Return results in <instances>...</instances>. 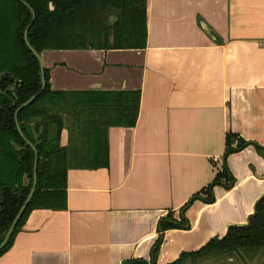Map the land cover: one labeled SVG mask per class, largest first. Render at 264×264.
<instances>
[{"label": "crops", "instance_id": "1", "mask_svg": "<svg viewBox=\"0 0 264 264\" xmlns=\"http://www.w3.org/2000/svg\"><path fill=\"white\" fill-rule=\"evenodd\" d=\"M145 16L144 47L40 52L53 89H138L136 121L107 128V165L66 169V209H33L0 264L149 261L158 218L182 213L156 252L167 264L264 195V0H146ZM227 132L247 143L224 155ZM222 162L230 187L213 182ZM209 183L213 200L182 211Z\"/></svg>", "mask_w": 264, "mask_h": 264}, {"label": "trees", "instance_id": "2", "mask_svg": "<svg viewBox=\"0 0 264 264\" xmlns=\"http://www.w3.org/2000/svg\"><path fill=\"white\" fill-rule=\"evenodd\" d=\"M22 1L29 6L21 0H0V242L30 191L34 151L36 180L25 208L0 246V254L12 245L33 209H66L67 168L107 165V128L133 126L139 104L138 89H53L45 67L44 88L40 90L38 60L29 45L40 54L47 48H141L146 42V0ZM32 94L30 101L15 112ZM62 129L67 131L64 145L59 137ZM246 143L236 133L227 132L224 155ZM213 182L233 185L223 162ZM212 183L190 197L181 210L194 198L211 202ZM247 217L244 224L228 225L220 237L209 238L198 249L180 252L167 264H183L187 256L194 259L207 251L240 250L255 255V250L264 249V195L255 199ZM187 226L182 213L174 219L169 211L158 218V237L150 248L149 261L136 257L122 264H156L162 232Z\"/></svg>", "mask_w": 264, "mask_h": 264}, {"label": "rangeland", "instance_id": "3", "mask_svg": "<svg viewBox=\"0 0 264 264\" xmlns=\"http://www.w3.org/2000/svg\"><path fill=\"white\" fill-rule=\"evenodd\" d=\"M255 251H257L255 255L240 250L221 253L207 251L204 255L194 257V259L187 256L183 264H264V249L260 248Z\"/></svg>", "mask_w": 264, "mask_h": 264}, {"label": "water", "instance_id": "4", "mask_svg": "<svg viewBox=\"0 0 264 264\" xmlns=\"http://www.w3.org/2000/svg\"><path fill=\"white\" fill-rule=\"evenodd\" d=\"M21 2H23L21 0ZM27 7L29 5L26 4V2H23ZM31 12H32V16H33V11L31 9ZM28 27V25H27ZM25 30L26 28L24 29L23 31V36H24V39L26 41V36H25ZM27 42V41H26ZM29 48L30 50L32 51V53L35 54L37 60H38V65H39V70H40V90H42L44 87V78H43V70H42V64H41V59H40V55L39 53H37L34 48L32 46L29 45ZM35 94H32L30 95L29 98H27L25 101H23L16 109H15V112L18 111L22 106L26 105L30 99L34 96ZM17 128L19 130V127L17 125ZM33 147V150H34V146L31 145ZM34 155H35V158H34V161H33V166H32V172H33V180H32V184H31V187H30V191L29 193L27 194L26 198L24 199V201L22 202V204L20 205V208L18 209V211L16 212V215L15 217L13 218V220L11 221V225L9 226L8 230L6 231L5 235L3 236L2 238V241L0 242V246L3 245L6 241V238L8 237V235L10 234L12 228L14 227V225L16 224L15 222L17 221V218L20 216L21 212L23 211V209L25 208V204L27 202V200L29 199V197L31 196L32 192H33V187L35 185V180H36V172H35V167H36V154H35V151H34Z\"/></svg>", "mask_w": 264, "mask_h": 264}]
</instances>
